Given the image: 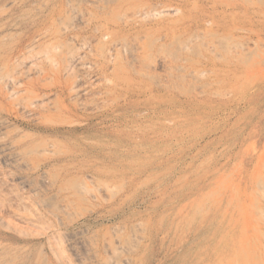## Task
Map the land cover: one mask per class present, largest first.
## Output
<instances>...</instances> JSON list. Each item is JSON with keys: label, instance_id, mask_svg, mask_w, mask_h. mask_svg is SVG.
<instances>
[{"label": "rangeland", "instance_id": "rangeland-1", "mask_svg": "<svg viewBox=\"0 0 264 264\" xmlns=\"http://www.w3.org/2000/svg\"><path fill=\"white\" fill-rule=\"evenodd\" d=\"M0 264H264V0H0Z\"/></svg>", "mask_w": 264, "mask_h": 264}, {"label": "bare ground", "instance_id": "bare-ground-1", "mask_svg": "<svg viewBox=\"0 0 264 264\" xmlns=\"http://www.w3.org/2000/svg\"><path fill=\"white\" fill-rule=\"evenodd\" d=\"M83 47V46H82ZM77 57H79V56H76V57H74V58H77ZM73 58V60H75ZM77 62V65L80 67V68H82V69H86V68H88V65L86 64V63H82V62H80V60L79 59H76V61L74 62V63H76ZM73 64V63H72ZM11 81V80H10Z\"/></svg>", "mask_w": 264, "mask_h": 264}]
</instances>
